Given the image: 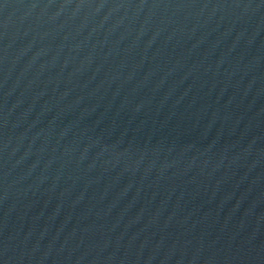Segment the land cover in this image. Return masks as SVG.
I'll use <instances>...</instances> for the list:
<instances>
[{"label":"water","instance_id":"1","mask_svg":"<svg viewBox=\"0 0 264 264\" xmlns=\"http://www.w3.org/2000/svg\"><path fill=\"white\" fill-rule=\"evenodd\" d=\"M0 264H264V0H0Z\"/></svg>","mask_w":264,"mask_h":264}]
</instances>
